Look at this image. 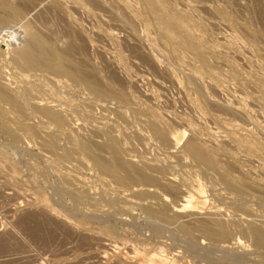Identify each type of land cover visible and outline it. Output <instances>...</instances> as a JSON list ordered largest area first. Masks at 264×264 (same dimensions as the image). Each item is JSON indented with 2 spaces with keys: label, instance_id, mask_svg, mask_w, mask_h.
Instances as JSON below:
<instances>
[{
  "label": "rangeland",
  "instance_id": "obj_1",
  "mask_svg": "<svg viewBox=\"0 0 264 264\" xmlns=\"http://www.w3.org/2000/svg\"><path fill=\"white\" fill-rule=\"evenodd\" d=\"M11 1L15 2L13 4L18 6L24 4V7H27H23L26 9V12L28 10H32L29 9V7L33 8L32 3L34 4V2H36V0H31V3L30 0ZM59 1H61L60 4H58ZM59 1H57L56 5L60 8L54 4L56 0L54 2L53 0H49L40 5L41 7L39 6L37 9L33 8V11L30 13L29 11L26 13L21 6L25 18L22 19V15V17H20L21 19H19L20 22L17 20L16 23L8 25L10 27L5 26L1 30L4 34L0 35V38H2V40L0 39V82L2 80L6 87L11 88L6 89L10 95L13 93L12 95H14L18 101L19 99L20 101L23 100L22 98L25 97V99L20 102L22 104L25 103L23 104L25 108H21L24 113L22 115L21 111H19V113L16 111L17 109H13V107L10 106V103L5 101L0 95V264H153L155 262L152 261L153 258H151V250L161 252L160 254L164 259L163 264H166V262L167 264H170L171 262L176 264H207L201 255L199 256V254H203L207 248L206 245L209 242V239L207 240V236H203L204 233L202 231L204 230L205 225H207V228L210 225L213 226L214 223L216 225V222L218 223L220 221L221 224H218L226 231L222 235L221 239L226 240L227 244H232L234 242V237L236 236L244 242V248L239 244H232V247H234L231 248L232 251L234 250L233 252L235 254L251 252L248 253L251 257V259H248V263L264 264V257H261V255L264 254V247L254 246L251 235H246L244 232L250 224L256 223L261 226V224H263L262 222H264V0H125L129 3V5H131V10H133L134 6L136 7L135 9L137 11L134 9V15L136 12L142 15L141 17V15H138L137 13L136 19L138 21L136 20L132 23L130 21V23H127L122 20L119 15L121 14V10L118 11V7L115 9L111 6L113 5L112 0H98L100 7H102L99 8L98 11H96L97 9L95 10L97 14L101 12L99 17H96V19H92L87 16L84 10L77 9L75 6H72L74 5L71 2L72 0H69L72 3V5L70 3V6H68V0ZM62 1L63 4L65 3V7L62 4ZM135 2H138L137 4L139 5H136ZM53 4L56 8L50 6ZM61 6H63V8ZM73 7L76 8V12L73 10ZM100 9H103V11ZM49 10L50 14L53 12V15H51L53 16V19H51L52 17L50 18V14L48 13ZM54 11L57 12V14L59 11L60 12L57 15ZM55 14L57 16H55ZM54 17L56 20H54ZM71 17H74V20ZM77 17L79 21H77ZM138 17L141 18L139 19ZM157 17H160L161 19L158 20ZM35 18L38 22L32 21ZM143 18L146 19L144 20ZM62 19H64L63 22L65 24L62 22ZM141 19L142 21L140 23H135L139 22ZM45 20H48L51 24ZM59 20H61V22ZM39 21L41 22L42 27ZM42 21H45L47 24ZM51 21L53 22V26H56L55 28H60L58 29L59 31L57 29L54 30L55 28L52 27ZM27 22L28 25L30 22V25L33 24L35 28L37 27L36 29L39 28V26L36 25V22L37 24L39 23L38 25H40V29L42 28L41 30L38 29L39 32L44 31L46 34L48 32L45 31L43 27L48 25L45 27H47V29H49L48 27L52 29L53 32H51L50 29L48 30L51 32L50 35L52 34V38L50 37L48 39L47 36L49 33L46 35L43 32L39 35L41 36L43 34L44 36L42 35L43 37H41L44 39L47 38L46 41L50 45V49L52 50L53 48L52 51L54 53L56 50L58 52L55 53L56 55L58 54L57 56H65L63 59H65L68 55L70 58L69 60H73L71 62L74 65L82 62V66H80L84 67L82 69L83 73L85 71L84 75L87 77L86 74L88 73V78H90L91 81L96 78L97 82L100 80V82H98L101 84L100 88L103 87L102 85L106 87L108 85L109 87V81L113 79L115 84L116 82L118 83V80L122 83L120 82V84L118 83L119 85H113L114 82L111 81L109 89L107 90L105 87V91L107 90L106 94L97 93L98 95L96 96V93L91 91V89H88L86 84L81 85V82H77L70 78L68 65L71 62L69 63V60H66L67 58L65 61H62V57H59L58 59V63L68 64L67 67L64 65L67 72L64 71V74L60 76H58L59 73H53L52 71L35 72L32 69L29 70V68L22 65V63L18 64L17 62H14V57H12V55H14L13 52H10V50L7 49V40L14 37L15 40L18 41H10L9 43L11 48L14 47L15 43L18 47L25 44L27 36H24L25 33L23 25H27ZM58 22L60 24H58ZM104 22L107 25H105ZM121 22L125 23V25ZM69 23H71V25H69ZM99 23L103 25L101 27H104V29H101ZM56 24L59 25V27ZM78 24L79 27H81L80 29L77 26ZM13 26L16 28L15 30L12 28ZM82 27L85 32L88 30V32H86L88 35L83 36V33L85 32H83L84 30ZM6 28H8V30ZM70 30L73 32V36ZM80 30H83V33ZM103 30L110 31V33L114 35L115 39H109L105 34L103 35V32H105ZM55 31H57V33ZM63 31L67 32L63 33ZM69 31L71 33H68ZM99 31L101 32L99 33ZM58 32L59 35L54 37V35H57ZM89 32L90 34L93 33L90 37ZM64 34H67L66 36H68V39L66 37L64 38ZM69 34H71L70 38ZM17 35H21V37H17L18 39H16ZM58 37L59 39L61 37L60 41H64V44L61 41L62 44L59 46L61 51H59L58 45H56L60 43V41H57ZM85 37H87L89 41L87 38L85 39L86 41H82ZM5 39H7L6 42ZM54 39L56 41H53ZM90 39L92 41H90ZM49 40L51 41L49 42ZM65 42L68 43H66L67 45L70 44V47H67ZM82 44H85L86 47ZM62 45H65L67 49L62 47ZM118 45L122 47L120 48ZM56 48H58V50ZM62 48H64V50ZM116 49L118 51L120 49L119 53ZM125 56L127 63L125 59H122V57L124 58ZM122 60L125 62L123 61L124 63H122ZM74 65L70 64L69 66ZM97 69L100 73L96 71ZM194 72L199 75L201 74V80L204 81H201L200 84H198V81L192 85L196 80L193 79L189 73ZM98 73L100 75L104 74L106 77L104 75L100 76ZM26 74L28 77L25 76ZM90 75L94 78H91ZM94 75H96V78ZM101 77H104L105 79L109 77L110 80L107 78V81V79L105 80ZM94 80L92 82H94L97 86V82ZM100 84L98 86H100ZM208 84L213 85L211 87L214 88L211 89L210 86H206ZM198 85H201L202 91L200 88H197L199 87ZM116 87L117 89H121L116 90ZM207 87H209L211 91L208 90ZM122 88L127 89V92L124 89L126 93H120L119 95V91H124ZM128 89H131V92L136 91L137 93L133 92L131 94ZM109 91L114 95L117 93L119 96H117V94L112 96ZM215 91L218 94L219 100L217 99L218 97ZM108 92L112 97L107 96V94H109ZM204 92L209 96L205 95ZM134 94L136 96H133ZM139 94L143 97H138ZM127 95H131L134 98L131 96H128V98ZM122 96H125L124 99L128 98L129 101L128 99H123L122 101ZM203 96L205 97L203 98ZM27 97H29V99ZM119 97L120 99H118ZM147 97H149V100L152 99L153 102L148 101ZM137 98H139V103L142 98V102L145 100L148 102L145 101L146 103L143 102L144 104L140 103L142 105L140 106L139 103L137 104ZM205 98L208 99L207 105L205 104ZM42 99H44V101H42ZM202 99L205 100L203 101ZM133 100H135L136 104ZM220 100H223L225 103ZM40 101L41 103L43 102V105L44 103L45 105L50 104L51 107L54 105L53 108H56L57 105V107H60L61 104L62 108L59 110L60 113L65 109L66 111L68 110L67 112H62L64 113L63 115H66L70 108V112L67 114L69 116H66L69 117L68 119L72 120H70L71 123L66 116H63L68 126H65L66 123H64V127H61L62 129L58 127V124H55V122L50 123L51 120L49 119L48 124L50 125L46 124V121L48 122V120H46L45 117L34 113L35 102L40 103ZM150 102L154 105V109L153 106H149L151 105L148 104ZM220 103L222 105L225 104L224 106L228 109L220 105ZM115 104L118 105V108ZM138 105L141 107V111L144 114H149L148 112L150 111V116L153 114L148 120L145 119L147 121L144 120L146 115L140 111V107H137ZM155 105L159 107L160 110L158 108L156 109ZM143 106H147L146 109L148 108V110H145ZM149 107L152 108L150 111ZM160 107L164 108L161 109ZM163 109L167 111H164ZM155 110L159 117L155 114ZM152 111H154V113H152ZM113 112L115 113V116H112ZM163 113L168 116V120L170 119L169 121H167V116L165 119V114ZM154 114L156 115V118H163V120L166 121L162 120L165 125L167 124L166 126L164 125V128L166 127L165 129L170 133L174 134L177 130L182 131L187 128L185 129L186 134L184 133L180 140L183 144H180V142L178 144L180 147L177 145V149H173L169 144L164 145L158 140L155 141L148 123L153 119V117L155 118ZM211 115H213V117ZM148 116L149 115H147V118ZM215 116L217 118L220 117V119H217ZM36 117H39L40 120ZM43 118H45L46 121ZM234 119L236 121H234ZM174 120H176V122ZM205 120H207V122ZM172 121L175 123L173 122L172 124ZM180 121L183 123L181 124V126L183 125L182 127H178V125H180ZM202 121L206 126L210 122V124H208L210 127L207 126L206 128ZM177 122L178 125L176 124ZM169 123L172 124V132L168 128L171 126V124L169 126ZM199 123L200 125L202 124L201 128L200 125H198ZM55 125H57V128ZM173 125L175 130L173 129ZM75 127L78 129L77 131L80 132V134H77ZM208 127L210 129V133L213 132L214 135L212 134L209 136L210 133L208 134V130H206ZM68 129L69 131H67ZM94 129L98 131V133L95 134L96 131ZM190 129H192L191 133ZM196 129H198V131ZM70 131H72L73 135ZM204 133L205 137L203 136ZM76 134L77 136L79 135V137H77ZM133 135L135 136L133 137ZM189 135L193 136V138L190 137V139L194 140L197 138V135L198 138L200 135L203 137L204 143L202 142L201 136L200 139L196 141H199V143L201 142L202 146L205 145L203 147L207 150L209 149L210 152H214L212 153L213 156L215 155L214 159L216 158V165L213 166L214 168L212 166L210 167L206 163L199 164V160H196L193 155L186 152V141H189ZM137 136L139 137L137 139L142 138V140H139L140 142H138L135 138ZM215 136L219 143H217L218 141L214 138ZM220 136L224 139H222L223 141ZM45 137L48 138L49 141H51V139L52 141L54 139L56 140L59 145V147L58 145L55 146L58 147V152L55 151L56 148H53L54 151H52L51 147L46 145L52 141L49 142L46 139L47 142L44 144ZM87 137L91 140L92 144L93 142L95 144V141L97 140L96 145L108 144V147L105 148L106 145H103L104 147L98 145L99 151H95L97 150V146H93V144L90 146L95 149H91L88 153H83V148L80 150L83 145H81V143H91L88 141L82 142L84 140H89ZM132 137L134 138L133 140ZM110 140L115 141L116 144L119 143L117 145H120L118 147L120 149V155L123 154V157H121L123 160L127 161L129 159L133 161L134 159V161H138H133L135 164L137 163L136 165L141 162L140 164L147 166L149 160V163L151 164L154 162L153 165L156 163L155 166L150 164V166H148L149 168L152 166L150 169L148 168V171L152 170L153 172L154 170H157L159 166L165 165V167L158 168L160 169L157 171L158 173H153L151 171L154 175L150 172L151 177H157L159 174L158 177L162 178L159 179L157 177L156 179L160 181L162 180L161 182L170 176H174L173 178H175V183L178 182L177 185H179V181L183 184L184 180L186 182V180L189 179L187 180L188 182L183 185L180 184L179 188L184 190L198 188L200 190V192L198 191V197L195 198L192 207H183L180 212H175L173 210L174 207L183 203L182 195L178 194L179 190H176L173 187L169 189L165 186V189L162 186L161 189L159 188L160 186L155 184L156 186L149 185L145 187L146 185H143L144 188L143 186L139 188L134 184L117 181L116 179H113V176L110 174L105 175L108 173H104V171L102 172V170L96 166L97 164L94 160H96L95 157H97V154L100 153L98 155H101L100 158L104 155L103 158H101L102 160L104 159V161H110V163L111 161L112 163L115 161L114 154L109 147V143L111 142ZM205 142H208V144ZM222 142L226 143L223 144ZM210 143H213L211 148H209ZM161 144L163 147H169H165V150L164 148L161 149ZM216 144L219 145L215 147ZM220 144L221 147L223 145L225 146L221 148ZM227 144L229 148L233 149H229ZM182 145L185 147L183 148ZM47 147L49 149H47ZM72 147L76 148V150L78 149L76 152L78 153L79 151L80 155L77 153L76 155ZM101 147L106 150L103 148L101 149ZM214 147L215 149L219 147L221 153L226 155L222 156L219 149L214 151ZM225 147L228 148V152L224 151L226 149ZM68 148H70L69 150L71 152L69 150L68 151L73 158L69 155V152L67 153L66 150ZM155 148L156 150H153ZM157 148L160 149V152L157 151ZM121 149L122 151L124 150L123 153L121 152ZM169 149L171 150V153ZM92 150H94L95 154H97L94 155V151ZM100 150L103 151L101 152ZM53 152H56L59 155L61 154L62 157L61 155H57L61 159H64V161L59 158L58 162L57 155V157L55 156L57 159H54L53 156L56 153L54 154ZM72 152L76 157L72 155ZM150 152H152V154ZM166 153L172 155H166ZM182 153L185 154L183 155ZM229 153L230 155L232 153L233 154L228 158L227 156H229ZM92 154L95 159H91L90 155ZM144 155H146V158H144ZM158 156H160L161 159ZM236 156L241 158L239 159V162H234L235 160L238 161ZM74 157L78 159L76 160ZM218 157H220V160L217 159ZM141 158L144 159L146 164L142 163L143 161ZM149 158L152 159L150 160ZM186 158L188 159L186 160ZM227 158L229 161L230 158H232L231 161L234 159V161H232L233 163H231L233 164L232 168L230 167V163V165H228L229 161L227 162ZM170 160H173L175 164H173ZM182 160L186 165L182 162ZM217 160L219 161V164H217ZM223 160L226 163L222 162ZM167 162H171L168 164H171L170 167L172 168L169 167ZM246 162V165H250L245 166ZM220 163L223 164L220 165ZM234 163H236V165ZM178 164H183V167ZM139 165L138 167L143 170V167H147ZM198 165L201 167L203 166V168L204 165H207L209 168H212L211 170H214V173L207 166L204 171L208 168V172H204L201 170L203 168H200V166L198 167ZM217 165H220V169ZM224 165L225 167L227 166L226 169L228 171H226L225 167H222ZM195 166L200 168L199 173ZM215 166L218 169H216ZM167 167L169 169H167ZM177 167H180L181 169H178ZM223 168L225 170H223ZM233 168L236 172L233 171ZM162 169L165 170V175L162 173L164 172V170L161 171ZM189 169L191 172L188 171ZM245 169L250 173H248L249 175L247 174V179L245 177ZM166 170H169V175L168 173L166 175ZM230 170L232 171V175H230ZM238 170L241 172L242 177L243 174H245L244 179L246 180L240 177L241 174ZM100 171L105 177L102 176ZM144 171L149 174L147 170ZM171 171L174 172L171 173ZM178 171H180V173ZM192 172L197 173L192 174ZM227 172H230V177ZM215 173L217 174L214 178L216 177L217 179L214 180L213 174L215 175ZM219 173H227L228 176L226 174L225 176H227L226 179L227 181L229 180L230 183L226 181L225 176L223 177L224 179L222 178L223 174L221 176ZM161 174L166 177L164 178ZM236 174H238L237 177ZM198 175L203 178H199ZM208 175L213 178V180ZM189 176H191L192 181ZM231 176H233L234 180ZM204 177L208 179H205ZM218 177H221V180ZM113 180L114 182L112 184ZM237 181H241L242 183H240L243 186ZM245 182H247L246 186L248 185L249 187L244 186L243 183ZM114 183H116V185ZM120 183H122L121 186L119 185ZM219 183L221 185H219ZM160 185H162V183H160ZM117 186L120 188H117ZM150 188L154 190L151 192V195L148 196L150 193H145L144 189ZM172 189L175 191H173V193H169ZM139 191L141 194L140 196L142 198L145 196V198L142 199L139 196ZM165 191L167 192L165 193ZM177 191L178 193H174ZM160 192L162 193V196ZM150 202H153L156 206H152L153 204ZM176 204L178 205L176 206ZM157 205L171 210L170 211L168 209L169 213L167 212L168 214L165 216L167 217L165 220L164 216L162 218L161 215H157V217L160 216L157 218L156 216L150 214V209L160 208L157 207ZM190 208L191 210H189ZM179 214L182 215L180 216ZM201 214L202 216H200ZM177 215L179 216L177 217ZM185 215L187 216L185 217ZM260 218L263 221H261ZM185 220H188L187 222L189 223H186ZM187 224L191 226V229L194 228L188 234L186 233L187 231L181 227H185ZM218 224L217 226H219ZM198 225L203 228L201 229ZM211 226L209 228H212ZM203 241H206L207 243ZM187 242H189V244ZM202 242L206 246L205 248L203 247L204 245ZM194 243H199L203 246H198L199 244H196V246ZM189 245L194 251L188 248ZM193 246H196L195 248L198 250H195ZM199 248L203 250H199ZM236 248H238V250L235 251ZM250 248L253 249L248 251ZM242 249L248 252H244ZM254 250L259 253L252 252ZM197 251L198 253H196ZM210 252L212 251H209V253ZM205 253L204 254L207 255L206 251ZM217 253L220 254V252ZM247 262L244 264H248Z\"/></svg>",
  "mask_w": 264,
  "mask_h": 264
},
{
  "label": "bare ground",
  "instance_id": "obj_2",
  "mask_svg": "<svg viewBox=\"0 0 264 264\" xmlns=\"http://www.w3.org/2000/svg\"><path fill=\"white\" fill-rule=\"evenodd\" d=\"M15 1V0H14ZM46 1H49V0H36V2H34V4L32 3V5H33V8L34 9H37V7L39 8V6L40 5H42L43 3H45ZM55 0H53V2H54ZM57 1H59V0H56V2L54 3L55 5H56V3H57ZM69 1V0H68ZM136 1V0H135ZM60 2L61 1H59L58 2V4H60ZM66 2V1H65ZM74 4V5H72V3ZM69 1V5L68 6H70V3H71V5L72 6H75L77 9H82V10H84L85 12H86V14H87V16H89L90 18H95L96 19V17L98 18L99 17V15H100V13L99 14H97L96 13V11H98L99 10V8H101L100 7V3H99V1L98 0H72V1ZM13 3H15V2H13V1H11V0H0V32H1V30L5 27V26H8V25H11V24H14V23H16V21L17 20H19V19H21L20 17H22V15H23V17H22V19L23 18H25V16H24V12H23V9L24 8H27V7H24V4H22L21 6H22V8H21V6H18V5H15V4H13ZM30 3H31V0H30ZM49 3V2H48ZM68 3V2H67ZM103 3V2H102ZM112 3H113V5H111V6H113L115 9H116V7H118V11H120L121 10V14H119L120 16H121V18H122V20L123 21H125V22H134V21H136L137 19H136V14L138 13V12H136V14L134 15V13H135V11H134V9L136 8L134 5V8H133V10H131L132 8H131V5H129V3L127 2V1H125V0H112ZM111 3V4H112ZM136 3V5H139V4H137L138 2H135ZM51 4H52V2H51ZM50 5V6H53V7H55L56 8V6L58 7V8H60L58 5ZM62 4H63V1H62ZM65 4V3H64ZM63 4V5H64ZM106 4V3H105ZM26 5V4H25ZM46 6V5H45ZM49 6V7H50ZM29 7V6H28ZM41 7V6H40ZM53 7H51V8H53ZM62 8H63V6H61ZM64 7H65V5H64ZM75 7H73L74 9V11L76 12V8ZM104 7V6H103ZM33 8H30L29 7V9H32V10H28L29 11V13L31 12V11H33ZM46 8V7H45ZM57 8V9H58ZM67 8V7H66ZM66 8H65V10H66ZM97 9V10H96ZM140 9V8H139ZM47 10V9H46ZM46 10H45V12H46ZM56 10V9H55ZM81 10V11H82ZM96 10V11H95ZM100 10H102L103 11V9H100ZM136 10V9H135ZM24 11L26 12V9H24ZM28 11L26 12V13H28ZM48 11V10H47ZM57 11V10H56ZM137 11V10H136ZM141 11V10H140ZM52 12V11H51ZM60 12V11H59ZM59 12H58V14H59ZM108 12V11H107ZM110 12V11H109ZM49 14H50V10H49V12H48ZM54 13H56L57 14V12H55L54 11ZM70 13V12H69ZM120 13V12H119ZM43 14V13H42ZM48 14V15H49ZM55 14V16H57ZM65 14V13H64ZM103 14V13H102ZM113 14V13H112ZM140 13H138V15H139ZM51 15H53V12H52V14H50V18L51 19H53V16H51ZM66 15H68V14H66ZM141 15V14H140ZM47 16V15H46ZM62 17V16H61ZM75 17V16H74ZM73 17V18H74ZM102 17V16H101ZM141 17H142V15H141ZM140 17V18H141ZM34 18V17H33ZM57 18V17H56ZM72 18V17H71ZM72 18V19H73ZM115 18V17H114ZM139 18V17H138ZM139 18V19H140ZM147 18V17H146ZM145 18V19H146ZM31 19V18H30ZM29 19V20H30ZM76 19V18H75ZM77 19H78V17H77ZM76 19V20H77ZM86 19V18H85ZM102 19V18H101ZM144 19V18H143ZM144 19V20H145ZM157 19L158 20H160L161 18L160 17H157ZM157 19H155V20H157ZM28 20V19H27ZM48 20H49V17H48ZM48 20H45V21H47L48 22ZM54 20H56L55 19V17H54ZM53 20V21H54ZM63 20L64 19H62V22H63ZM74 20V19H73ZM73 20H72V22H73ZM82 20V19H81ZM80 20V21H81ZM22 21V20H21ZM32 21H37V19L35 18L34 20H32ZM45 21H42L43 23H45V24H47ZM60 22H61V20H59ZM70 21V20H69ZM69 21H67V22H69ZM77 21H79V19L77 20ZM92 21V20H91ZM95 21V20H94ZM102 21V20H101ZM138 21V20H137ZM142 21V19L139 21V22H135V23H140ZM19 22H20V20H19ZM38 22V21H37ZM37 22H36V25L37 26H39V30H41L40 29V25H41V22H40V25H38L37 24ZM52 22V21H51ZM66 22V24L68 25V23ZM76 22V21H75ZM103 22V21H102ZM101 22V23H102ZM129 22V23H130ZM33 23V22H32ZM42 23V24H43ZM49 23V22H48ZM56 23H57V21H56ZM64 23V22H63ZM62 23V24H63ZM78 23H80V22H78ZM88 23V22H87ZM98 23V22H97ZM105 23V22H104ZM103 23V24H104ZM122 24H124L125 25V23H123V22H121ZM27 25H23L24 26V36L26 35L27 36V38H26V40H25V44H23L22 46H20V47H18V45L15 43V45H14V47H10V41H13V40H15V38L14 37H10L11 39L10 40H7V39H5V42H6V40L8 41L7 42V45H8V50H10V52H13V54L14 55H12V57H14L13 59H14V62H17L18 64L19 63H22V65H24L25 67H27V68H29V70L30 69H32V70H34L35 72H39V71H52L53 73H59L58 74V76H60V75H62V74H64V71H66V69L64 68V65L67 67V65L66 64H60V63H58V59H59V57H62V59H63V57H65V56H57L55 53L57 52L56 50H55V53L52 51L53 50V48H52V50L50 49V45L47 43V38L46 39H44V38H42L39 34H41V33H43L42 31H40L39 32V30L38 29H36L35 28V26L33 27L32 25H30V22H29V25H28V22L26 23ZM49 24H51V23H49ZM58 24H60L59 22H58ZM65 24V23H64ZM96 24V23H95ZM100 24V23H99ZM16 25V24H15ZM57 25V24H56ZM69 25H71V23H69ZM80 25H82V24H80ZM90 25V24H89ZM105 25H107L106 23H105ZM104 25V26H105ZM138 25V24H137ZM22 26V25H21ZM44 26V25H43ZM45 26H48V25H45ZM44 26V27H45ZM58 27H59V25H57ZM64 26V25H63ZM78 27H79V24L77 25ZM83 26V25H82ZM96 26V25H95ZM95 26H94V28H95ZM101 26H103V25H101L100 24V27ZM174 26H175V24H174ZM8 27H10V26H8ZM41 27H42V25H41ZM43 27V29L45 30V31H47L48 33H49V35H48V33L46 34L45 32V34L46 35H48L47 37H48V39L52 36V34L50 35V33L51 32H53L52 31V29L50 28V27H48L49 29H50V31H48L49 29H47V27H45L44 28ZM52 27L53 28H55L56 26H53V22H52ZM97 27V26H96ZM110 27V26H109ZM12 28H14V26L12 27ZM12 28H9V29H12ZM36 30H35V29ZM67 28V27H66ZM81 27H79V29H80ZM107 28V27H106ZM105 28V29H106ZM7 30H8V28H6ZM16 28H14V30H15ZM57 28H55L54 30H56ZM58 29H60V28H58ZM57 29V30H58ZM63 29V28H62ZM77 29V28H76ZM82 29L84 30V28L82 27ZM101 29H104V27H101ZM13 30V31H14ZM82 30V31H83ZM93 30V29H92ZM107 30H109V29H107ZM126 30V29H125ZM59 31V30H58ZM61 31V30H60ZM71 31V30H70ZM68 32V33H71V32ZM81 31V30H80ZM81 31V32H82ZM103 31H105V30H103ZM6 32V31H5ZM11 32H12V30H11ZM37 32H39V33H37ZM56 33H57V31H55ZM67 32V31H66ZM66 32H64L63 31V33H66ZM79 32V31H78ZM83 32H85V30L83 31ZM82 32V33H83ZM86 32H88V30L86 31ZM85 32V33H86ZM97 32V31H96ZM101 31H99V33H100ZM134 32V31H133ZM13 33V32H12ZM11 33V34H12ZM61 33V32H60ZM75 33V32H74ZM85 33H83V36H86V35H88L87 33L85 34ZM113 33V32H112ZM114 33H115V31H114ZM1 34H4V33H0V35ZM7 34V33H6ZM9 34H10V32H9ZM15 34H16V32H15ZM14 34V35H15ZM20 34V33H19ZM55 34V33H54ZM62 34V33H61ZM72 34V36H73V32L71 33ZM71 34H69V38H70V35ZM85 34V35H84ZM91 34H93V33H91ZM90 32H89V37H90ZM106 35L109 39H115V37H114V35L113 34H111L110 33V31H105V32H103V35ZM122 34V33H121ZM59 35V32H58V34L57 35H54V37L56 36H58ZM65 36H64V38L66 37L67 39H68V36H66L67 34H64ZM77 35H78V33H77ZM76 35V36H77ZM82 36V37H83ZM17 37H21V35H17L16 36V39H18ZM63 37V36H62ZM106 37V38H107ZM52 38V37H51ZM72 38V37H71ZM87 37H85L84 38V40H82V41H86L85 39H86ZM100 38V37H99ZM107 38V39H108ZM1 40H2V38H0ZM60 39H61V37H60ZM60 39H59V37H58V39H57V41H60ZM73 39V38H72ZM78 39H79V37H78ZM77 39V40H78ZM104 39V38H103ZM0 40V41H1ZM76 40V41H77ZM87 40L89 41V39L87 38ZM93 40H95V39H93ZM105 40V39H104ZM16 41V40H15ZM14 41V42H15ZM51 40H49V42H50ZM53 41H56L55 39L53 40ZM62 41V43L64 42L63 40H61ZM61 41H60V43L59 44H56V45H58V48H59V51H61L60 49V44H62L61 43ZM70 41V40H69ZM79 41V40H78ZM81 41V40H80ZM90 41H92L91 39H90ZM114 41V40H113ZM16 42H18V41H16ZM97 42V41H96ZM101 42V41H100ZM117 42V41H116ZM22 43H24V42H22ZM54 43V42H53ZM67 42H65V45L68 47L69 45H67L66 44ZM70 43V42H69ZM81 43V42H80ZM89 43V42H88ZM64 44V43H63ZM92 44V43H91ZM17 45V46H16ZM65 45L63 46L62 45V47H65ZM77 45V44H76ZM75 45V46H76ZM83 45V44H82ZM85 45V44H84ZM83 45V46H84ZM115 45V44H114ZM74 46V47H75ZM101 46V45H100ZM119 46V45H118ZM52 47V46H51ZM57 47V46H56ZM70 47V46H69ZM85 47H86V45H85ZM120 47V46H119ZM118 47V48H119ZM122 47V46H121ZM120 47V48H121ZM58 48H56L57 50H58ZM66 48V47H65ZM80 48V47H79ZM78 48V49H79ZM84 48V47H83ZM63 50H64V48H62ZM67 49V48H66ZM98 49V48H97ZM104 49V48H103ZM113 49V48H112ZM86 50V49H85ZM117 50V49H116ZM122 50H123V48H122ZM81 51H82V49H81ZM88 51V50H87ZM118 51V50H117ZM119 51H120V49H119ZM119 51H118V53H119ZM124 51V50H123ZM8 52V51H7ZM70 52H71V50H70ZM125 52V51H124ZM58 53V52H57ZM74 53V52H73ZM77 53V52H76ZM5 54V53H4ZM108 54V53H107ZM65 55H67V54H65ZM74 56V55H73ZM115 56H117V55H115ZM120 56V55H119ZM118 56V57H119ZM122 56V55H121ZM124 56V55H123ZM127 56V55H126ZM126 56L123 58L122 57V59H125L126 58ZM72 57V56H71ZM67 58V59H66ZM66 60H69L70 58L68 57V55L66 56ZM75 58H76V56H75ZM114 58V57H113ZM127 58H129V57H127ZM65 59H63L62 61H65ZM77 59V58H76ZM99 59V58H98ZM92 60V59H91ZM120 60V59H119ZM128 60V59H127ZM71 61H73V60H71ZM70 60H69V63L71 62ZM77 61V60H76ZM124 60H122V63H124L125 61H126V59H125V61L123 62ZM68 62V61H67ZM91 62V61H90ZM121 62V61H120ZM78 63V62H77ZM82 63V62H81ZM81 63H78V64H76V65H74V64H72V62L70 63L71 65H74V66H69L68 65V67H69V69H70V71H69V69H68V73H69V75H70V78L71 79H73V80H75V81H77V82H81V85L82 84H86L87 86H88V89H91V91H94V93H96V96L98 95V94H106V92H107V90L109 89V87H110V85H111V81L112 82H114V79L113 80H110V78L109 77H107V78H109V87H108V85H107V87L106 86H104V85H102L103 87H104V89H103V87L102 88H100L101 87V84L100 83H98V82H100V80L97 82V78H96V75H97V73H96V75H94L95 76V82H97L96 84H97V86L94 84V82H92L91 80H90V78H88L89 77V75H88V73L86 74L87 75V77L84 75L85 74V71H84V73H83V71H82V69L84 68V67H81L82 66V64ZM126 63H127V61H126ZM130 63V62H129ZM98 64V63H97ZM81 65V66H80ZM84 65V64H83ZM102 65V64H101ZM126 66H128V65H126ZM22 67V66H21ZM101 67V66H100ZM104 67V66H103ZM129 67V66H128ZM127 67V68H128ZM26 68V69H27ZM105 68V67H104ZM131 68V67H130ZM93 70V69H92ZM2 71V70H1ZM33 71V72H34ZM94 71V70H93ZM96 71H98L99 72V70L97 69ZM95 71V72H96ZM193 71V70H192ZM46 72H44V73H46ZM49 72V73H50ZM67 72V71H66ZM52 73V74H53ZM91 73V72H90ZM100 73V72H99ZM98 73V74H99ZM101 73H102V71H101ZM110 73V72H109ZM2 74H4V73H2ZM1 74V75H2ZM48 74V73H47ZM189 74H191V77L193 78V79H195L196 81H194V83L192 84V85H194L195 84V82L197 83L198 81H199V83L198 84H200V82L201 81H204V80H201V78L202 77H200V75L198 74V73H189ZM23 75V74H22ZM32 75V74H31ZM34 75V74H33ZM44 75V74H43ZM53 75H55V74H53ZM93 75V74H92ZM92 75H90V77L92 76ZM100 75V74H99ZM99 75H98V77H99ZM101 75H104V74H101ZM100 75V76H101ZM24 76V75H23ZM25 76H27V74L25 75ZM30 76V75H29ZM36 76H38V75H36ZM56 76V75H55ZM105 76V75H104ZM28 77V76H27ZM106 77V76H105ZM112 77V76H111ZM21 78V77H20ZM91 78H94V77H91ZM101 78H103V79H105L104 77H101ZM106 78V79H107ZM113 78V77H112ZM190 78V77H189ZM192 78H190V79H192ZM69 79V78H68ZM70 79V80H71ZM99 79V78H98ZM105 79V80H106ZM208 79V78H207ZM32 80V79H31ZM39 80V79H38ZM117 80V79H116ZM42 81V80H41ZM107 81H108V79H107ZM210 81H211V79H210ZM6 82V81H5ZM44 82V81H43ZM71 82H72V80H71ZM121 82V81H120ZM120 82H119V80H118V83L120 84ZM190 82H192V81H190ZM56 83H58V82H56ZM107 83V82H106ZM117 82H116V84H118ZM122 83V82H121ZM204 83V82H203ZM205 83L207 84V82L205 81ZM7 84V83H6ZM74 84V83H73ZM80 84V83H79ZM100 84V86H98ZM103 84H104V82H103ZM115 84V82L113 83V85ZM115 84V85H116ZM118 84V85H119ZM54 85V84H53ZM58 85V84H57ZM112 85V86H113ZM122 85H124V84H122ZM214 85H215V83H214ZM26 86H27V84H26ZM33 86V85H32ZM56 86V85H55ZM199 87H197V88H200L201 89V91H202V88H201V85H198ZM202 86H205V85H202ZM206 86H210V88L211 89H213L214 87H211V86H213V85H206ZM10 87V86H9ZM15 87V86H14ZM30 87V86H29ZM73 87V86H72ZM86 87V86H85ZM105 87H106V91H105ZM11 89V88H8V87H6L5 86V84L2 82V80H1V82H0V95H1V97H3L4 98V100L5 101H7V102H9L10 103V106L11 107H13V109H17L16 111H21V113H22V115L24 114L22 111V107H24L23 106V104H25V103H20L21 101H23L24 99H25V97L24 98H22L23 100H21L20 101V99H19V101L15 98V96L14 95H10L9 94V92L7 91V89ZM112 88H114V87H112ZM134 88V87H133ZM86 89V88H85ZM121 89V88H120ZM120 89H117V87H116V90H120ZM125 88H122V90H124ZM132 89V88H131ZM131 89H128V90H130L129 92L132 94L133 92H136V91H133V92H131L132 90ZM207 89L208 90H210L209 89V87H207ZM28 90H30V89H28ZM71 90V89H70ZM113 90H115V89H113ZM126 90V92H127V89H125ZM125 90L122 92V91H119V95H120V93H124L125 92ZM205 90V89H204ZM203 90V91H204ZM9 91H11V90H9ZM13 91V90H12ZM200 91V90H199ZM206 91V90H205ZM211 91V90H210ZM15 92V91H14ZM25 92H27V91H25ZM32 92V91H31ZM110 92V91H109ZM108 92V93H109ZM117 92V91H116ZM125 92V93H126ZM128 92V93H129ZM98 93V94H97ZM111 94H112V96H115L117 93H115V95L112 93V92H110ZM107 94V96H110V97H112L111 96V94ZM129 93V94H130ZM137 93V92H136ZM205 93V92H204ZM206 93H207V91H206ZM205 93V95H207ZM215 93H216V91H215ZM20 94V93H19ZM28 94V93H27ZM208 94H209V92H208ZM212 94V93H211ZM210 94V95H211ZM217 94V93H216ZM18 95V94H17ZM16 95V96H17ZM32 95V94H31ZM118 94H117V96H119ZM123 95H125V94H123ZM14 96V97H13ZM20 96H21V94H20ZM126 96V95H125ZM124 96V97H125ZM129 95H127V97H128ZM131 96V95H130ZM129 96V97H130ZM133 96H136L135 94L133 95ZM133 96H131V97H133ZM139 96H141L140 94L138 95V97ZM145 96V95H144ZM207 96H209V95H207ZM23 97V96H22ZM100 97V96H99ZM121 97V96H120ZM120 97L118 98V99H120ZM123 97V96H122ZM124 97L123 98H121V100L123 101V99H124ZM128 97V98H129ZM141 97H143V96H141ZM205 96H203V98H204ZM217 97H218V94H217ZM216 97V98H217ZM21 98V97H20ZM28 99H29V97H27ZM26 98V99H27ZM31 98H32V96H31ZM103 98V97H102ZM108 98V97H107ZM128 98H126V99H124V100H127ZM134 98V97H133ZM145 98V97H144ZM148 98V101H152V99H150L149 100V97H147ZM213 98V97H212ZM110 99V98H109ZM136 99V98H135ZM139 98H137V100H138ZM143 99V98H142ZM142 99H141V101H140V103H142V104H144V103H146L145 101H147V100H145V101H143L142 102ZM206 99V98H205ZM204 99V100H205ZM218 100H219V97L217 98ZM36 100V99H35ZM108 100V99H107ZM113 100V99H112ZM117 100V99H116ZM115 100V101H116ZM203 100V99H202ZM203 100V101H204ZM210 100V99H209ZM26 101V100H25ZM29 101V100H28ZM42 101H44V99H42ZM104 101V100H103ZM128 101H129V99H128ZM131 101V100H130ZM134 101V103L136 104V102H135V100H133ZM147 101V102H148ZM207 101H208V99H206V105H207ZM217 101V100H216ZM221 101V100H220ZM223 101V100H222ZM221 101V102H222ZM110 102H111V99H110ZM117 102H120V101H117ZM126 102V101H125ZM153 102V101H152ZM219 102V101H218ZM224 102V101H223ZM34 103V102H33ZM36 103V104H35ZM34 104H35V106H34V108H35V110H34V113H36V114H38V115H42V117H45L46 118V120H51L50 121V123H52V122H55V124H58V127H64V123H66L65 121V119H64V117L63 116H66L69 112H70V108H69V112L66 114V115H63L64 113H62V112H64V111H66V109L64 110V111H62L61 113H60V108H62V105L60 104V107H57L56 106V108H53L54 107V105L51 107L50 106V102L48 103L49 105H45V103H44V105H43V102L41 103V101H40V103H38V102H35ZM53 103V102H52ZM60 103V102H59ZM62 103V102H61ZM112 103V102H111ZM114 103V102H113ZM127 103H129V102H127ZM131 103H132V101H131ZM139 103V100H138V102H137V104ZM139 103V105L140 106H142L141 104ZM155 103H156V101H155ZM199 103V102H198ZM225 103V102H224ZM22 104V105H21ZM28 104V103H27ZM54 104V103H53ZM98 104V103H97ZM148 104H151V105H149V106H153V109H154V105H152V103L150 102V103H148ZM204 104V103H203ZM204 104V105H205ZM111 105V104H110ZM109 105V106H110ZM113 105V104H112ZM116 105V107L118 108V105L117 104H115ZM126 105V104H125ZM129 105V104H128ZM131 105V104H130ZM137 106V107H140V106ZM203 105V106H204ZM220 105H222L221 103H220ZM225 105V104H224ZM224 105H222V106H224ZM70 106V105H69ZM132 106H134V105H132ZM145 106V105H144ZM143 106V107H144ZM156 106V105H155ZM159 106V105H158ZM202 106V107H203ZM136 107V106H135ZM142 107V108H143ZM147 107V106H146ZM146 107H144V109L145 110H148V108L146 109ZM224 107H226V106H224ZM235 107V106H234ZM25 108V107H24ZM23 108V109H24ZM108 108V107H107ZM127 108H128V106H127ZM129 108H131V107H129ZM159 109V107H157L156 106V109ZM161 108V107H160ZM162 108H164V107H162ZM161 108V109H162ZM207 108V107H206ZM230 108V107H229ZM133 109V108H132ZM138 109V108H137ZM150 109H152V108H150L149 107V111H150ZM205 109V108H204ZM222 109H224V108H222ZM226 109H228L227 107H226ZM26 110V109H25ZM119 110V109H118ZM160 110V109H159ZM158 110V111H159ZM164 110V109H163ZM162 110V111H163ZM225 110V109H224ZM232 110H234V109H232ZM15 111V112H16ZM27 111V110H26ZM68 111V110H67ZM66 111V112H67ZM107 111H108V109H107ZM134 111H135V108H134ZM136 111H139V110H136ZM140 111H141V107H140ZM144 111V110H143ZM164 111H167V110H164ZM25 112V111H24ZM65 112V113H66ZM78 112V111H77ZM116 112V111H115ZM142 112V111H141ZM145 112V111H144ZM151 112V111H150ZM150 112H148L149 114H144L143 112V114L144 115H146V118H144V120L145 119H149V117H151L150 116ZM20 113V112H19ZM110 113H111V111H110ZM114 113V112H113ZM113 113H112V116H115V113H114V115H113ZM119 113H121V112H119ZM132 113H134V112H132ZM137 113V112H136ZM152 113H154V111H152ZM158 113V112H157ZM161 113V112H160ZM159 113V114H160ZM213 113H215V112H213ZM62 114V115H61ZM70 114H72V113H70ZM135 114V113H134ZM142 114V115H143ZM155 114H156V110H155ZM154 114V115H155ZM163 114H165V113H163ZM169 114V113H168ZM27 115V114H26ZM147 115H149L148 116V118H147ZM157 115V114H156ZM156 115H155V118L153 117V119L150 121V122H148L149 123V127H150V130H151V132L153 133L152 134V136H154V138H155V141L156 140H158L159 142H161L162 144H164V145H166V144H169V145H171V148H176L177 147V145L179 144V142H180V140H181V138L183 137V135H184V133H185V129H187V128H185L184 130H182V131H175L176 133H170L168 130H166L165 128H164V123H163V121H165V120H163V115H162V119H160V118H156ZM161 115V114H160ZM207 115V114H206ZM218 115H219V113H218ZM67 116H69V115H67ZM66 116V117H67ZM120 116H122V115H120ZM124 116V115H123ZM158 117H159V115H157ZM166 114H165V119H166ZM212 117H213V115H211ZM210 116V117H211ZM42 117H41V119H42ZM65 117V118H66ZM142 117H145V116H142ZM171 117V116H170ZM185 117V116H184ZM189 117V116H188ZM201 117V116H200ZM210 117H208V118H210ZM216 117V116H215ZM35 118V117H34ZM37 119H39L40 120V118L39 117H36ZM45 118H43L44 120H45ZM69 117H67V119H68ZM141 118V117H140ZM181 118H183V117H181ZM186 118V117H185ZM190 118V117H189ZM197 118H199V117H197ZM204 118V117H203ZM207 118V119H208ZM217 118V117H216ZM219 119H220V117H218ZM217 118V119H218ZM122 119H123V117H122ZM122 119H120V120H122ZM179 119V118H178ZM187 119V118H186ZM200 119V118H199ZM202 119V118H201ZM222 119V118H221ZM44 120H43V122H44ZM45 120V121H46ZM49 120H48V122L46 121V124H48L49 123ZM69 120V122L71 123V119H68ZM71 120V121H70ZM143 120V119H142ZM141 120V121H142ZM143 120V121H144ZM147 120H145V121H147ZM163 120V121H162ZM170 120V119H169ZM168 120V116H167V121H169ZM181 120V119H180ZM198 120V119H197ZM25 121V120H24ZM175 122H176V120H174ZM174 121H172V124H173V122ZM179 121V120H178ZM199 121V120H198ZM206 122H207V120H205ZM220 121H222V120H220ZM234 121H236L235 119H234ZM42 122V121H41ZM130 122V121H129ZM166 122V121H165ZM174 122V123H175ZM182 121H180V125H178V122L176 123L177 125H178V127L179 126H181V124H183V123H181ZM189 122V121H188ZM190 122H192V121H190ZM203 122V121H202ZM27 123V122H26ZM144 123V122H143ZM146 123V122H145ZM200 123H201V121H200ZM200 123L198 124V125H200ZM204 123V122H203ZM237 123V122H236ZM45 124V123H44ZM45 124V125H46ZM72 124H74V123H72ZM170 124L171 123H169V126H170ZM172 124H171V126L170 127H168L169 128V130H171V127H172ZM194 124V123H193ZM208 124H210V122L208 123ZM207 124V126H209ZM241 124V123H240ZM48 125H50V124H48ZM53 125H54V123H53ZM53 125H51V126H53ZM70 125V124H69ZM147 125V124H146ZM167 125V124H166ZM165 125V126H166ZM189 125H190V123H189ZM188 125V126H189ZM202 125V124H201ZM200 125V128L202 127ZM228 125V124H227ZM47 126V125H46ZM57 125H55V127H56ZM65 126H68V124L66 123V125ZM145 126V125H144ZM183 126V125H182ZM181 126V127H182ZM195 126V125H194ZM197 126V125H196ZM204 126L207 128V126L205 125V123H204ZM48 127V126H47ZM54 127V126H53ZM71 127V126H70ZM73 127H74V125H73ZM145 127H147V126H145ZM177 127V126H176ZM175 127V128H176ZM177 127V128H178ZM190 127H191V125H190ZM210 127V126H209ZM209 127H208V129H206V128H203V129H206V130H208V134L210 133V129H209ZM212 127V126H211ZM234 127V126H233ZM57 128V127H56ZM60 128H58V129H60ZM61 128V129H62ZM68 128V127H67ZM148 128V127H147ZM189 128V127H188ZM74 129V128H73ZM75 129H76V127H75ZM173 129H174V125H173ZM78 129H76V131H77ZM80 130V129H79ZM90 130V129H89ZM95 130V129H94ZM98 130V129H97ZM175 130V129H174ZM192 129H190V133L192 132L191 131ZM197 131H198V129H196ZM201 130V129H200ZM67 131H69V129L67 130ZM75 131V130H74ZM75 131V132H76ZM93 131V130H92ZM96 131V130H95ZM173 130H171V132H172ZM189 131V130H188ZM203 131V130H202ZM205 131V130H204ZM71 132V134L73 135V133H72V131H70ZM200 132V131H199ZM212 132V131H211ZM80 134V132H78L77 131V134ZM96 133H98V131H96L95 132V134ZM188 133V132H187ZM197 133V132H196ZM196 133H194V134H196ZM200 133H202V132H200ZM207 133V132H206ZM220 133V132H219ZM70 134V135H71ZM77 134H76V136H77ZM100 134V133H99ZM186 134V133H185ZM203 134V133H202ZM201 134V135H202ZM208 134H206V135H208ZM214 135V133L212 132V133H210L209 134V136L210 135ZM107 135V134H106ZM131 135V134H130ZM148 135V134H147ZM192 135V134H191ZM200 135V136H201ZM94 136V135H93ZM135 135H133V137H134ZM200 136H199V138H198V135L196 136L197 138L194 140V139H190V137L191 138H193V136H190L189 135V141L187 142L186 141V152H188V153H190L191 155H193V157H195L196 158V160H199L200 161V163L199 162H197V163H199V164H208L210 167L212 166H214V165H216V161H215V159H214V156L212 155V153H214L213 151H211L210 152V150L208 149H206L205 147H203V146H205V145H203L202 146V144H201V142L199 143V141L197 142L196 140H198V139H200ZM204 137H205V133H204V135H203ZM217 136V135H216ZM216 136L214 137L215 139H216ZM77 137H79V135L77 136ZM76 137V138H77ZM81 137V136H80ZM107 137V136H106ZM130 137V136H129ZM132 137V140L134 139ZM208 137V136H207ZM221 137V136H220ZM51 138V137H50ZM75 138V139H76ZM109 138V137H108ZM136 139L137 138H139L138 136L137 137H135ZM185 138V137H184ZM183 138V139H184ZM201 138H202V142H203V137L201 136ZM46 139L48 140V138H46L45 137V143L44 144H46ZM86 139V138H85ZM87 139H89L88 137H87ZM92 139V138H91ZM110 139H111V136H110ZM113 139V138H112ZM117 139V138H116ZM116 139H114V140H116ZM218 139H219V136H218ZM223 138L221 137V140H222ZM90 140V139H89ZM89 140H84V141H82V142H85V141H88V142H91V140L89 141ZM93 140V139H92ZM138 140V142H140L139 140H142V138L141 139H137ZM188 140V139H187ZM208 140H211V139H208ZM214 140V139H213ZM224 140V139H223ZM222 140V141H223ZM49 141V140H48ZM51 141H52V139H51ZM51 141H49V142H51ZM97 141V140H96ZM95 141V144H94V142H93V144H92V142L90 143V144H88V143H81V145H82V147L80 148V150L82 149V150H84L83 151V153H85V152H90L91 151V149H95V148H92L90 145H93V146H95L96 145V142ZM111 142V144L109 143V147H110V149L112 150V152H113V154H114V158H115V161L112 163V161H111V163H110V161H104V159L102 160L101 158H103V156L100 158V156H98L100 153H96L97 154V157H95L96 158V160H94V161H96L95 163L97 164L96 166H98L99 168H100V170H102V172L104 171V173L106 172V173H108V174H105V175H112L113 176V179H116L117 181H120V182H122V183H130V184H134L135 186H138L139 188L141 187V186H143V185H146L145 187H147V186H149V185H154V186H160L159 188H161L162 186H163V188H165L166 189V187L167 188H169V189H171V187H173V188H175L176 190H179V193H178V191L177 192H174V193H178L179 195H182V200H183V203L181 204L180 203V205H178V204H176V206L177 207H174V211L175 212H180L182 209H183V207H188V206H191L192 207V204L194 203V201H195V198L196 197H198V193L200 192V190L198 189V188H194V189H191V190H184V189H180L179 187H180V184H182V183H180V181H179V185H177V183H175V178H173V177H168V178H166V179H164V181L163 182H161L160 180H158V179H156L158 176H159V174L157 175V177L156 176H153V177H151V174H153L154 172H157L158 170H160V169H158V168H160V167H165V165L164 166H159L158 168H157V170H154V172L152 173L151 171H148L150 168L148 167V166H150V165H153V163L151 164V163H149V160H148V166L147 165H142V164H140V163H138V165L140 164V165H142V167L143 166H147V167H143L144 168V170H147V172L149 173V174H147L143 169H141L140 167H138V165H136L134 162H138V161H134V159H133V161L132 160H123L121 157H123V154H121L120 155V149H119V147L118 146H120V145H117V144H119V143H117L116 144V142L115 141H113V140H110ZM117 141V140H116ZM135 141V140H134ZM205 141V140H204ZM207 141V140H206ZM215 141V140H214ZM216 141H218L217 139H216ZM227 141V140H226ZM55 142H56V140L54 139L51 143H47L46 145L48 146V147H51V149H52V151H54L53 150V148H56V152H58L57 151V148L59 147V145L57 144V142H56V145H55ZM209 142V141H208ZM208 142H205L206 144H208ZM211 142H213V141H211ZM106 143V142H105ZM108 143V142H107ZM151 143V142H150ZM157 143V142H156ZM155 143V144H156ZM182 142H180V144H181ZM204 143V142H203ZM214 143H216V142H214ZM217 143H219V141L217 142ZM220 143H221V141H220ZM223 144H225L226 142H222ZM71 144V143H70ZM69 144V145H70ZM160 144V143H159ZM161 144V145H162ZM183 144V143H182ZM184 144V145H185ZM213 144V143H212ZM211 143L209 144L210 145V147L209 148H211V145H212ZM222 144V145H223ZM58 145V147H55V146H57ZM99 145V144H98ZM96 145L97 147H96V149L97 150H95V151H99V146H103L104 144H102V145ZM106 145V147L105 148H107L108 146V144H105ZM104 145V146H105ZM139 145H140V143H139ZM219 145V144H218ZM217 144L215 145V147L216 146H218ZM74 146V145H73ZM103 146V147H104ZM154 146V145H153ZM160 146V145H159ZM179 146V145H178ZM214 146V145H213ZM223 146H225V145H223ZM222 146V147H223ZM46 147V146H45ZM47 147V149H49ZM67 147V146H66ZM103 147H101V149L103 148ZM155 147V146H154ZM158 147V146H157ZM166 147V146H165ZM165 147H163V145H162V148L161 149H163L164 148V150L166 149V148H168L169 146H167L166 148ZM180 147V146H179ZM182 147H183V145H182ZM181 147V148H182ZM185 147V146H184ZM183 147V148H184ZM207 147H208V145H207ZM215 147H214V151H217V149H219V147L217 148V149H215ZM220 147H221V144H220ZM221 147V148H222ZM227 147H228V144H227ZM73 148V147H72ZM105 148H103L104 150H106ZM151 148H152V146H151ZM170 148V149H171ZM226 148V147H225ZM229 148V147H228ZM228 148H226L224 151H227L228 152ZM70 148H68L66 151H67V153L70 151L69 150ZM74 149V151H75V154L77 153L76 151L78 150H76V148H73ZM109 149V148H108ZM107 149V150H108ZM143 149V148H142ZM158 150L157 151H159L160 149L159 148H157ZM169 149V150H170ZM177 149V148H176ZM229 149H233V148H229ZM69 150V151H68ZM153 150H156V148L155 149H153ZM169 150H167V151H169ZM183 150V149H182ZM92 151H94V150H92ZM95 151H94V155H96L95 154ZM101 151V150H100ZM103 151V150H102ZM101 151V152H102ZM124 151V150H123ZM123 151H122V149H121V152L123 153ZM141 151V150H140ZM143 151V150H142ZM152 151V150H151ZM163 151V150H162ZM166 151V152H167ZM177 151V150H176ZM179 151H180V149H179ZM185 151V150H184ZM219 151H220V153H221V150L219 149ZM223 151V150H222ZM234 151V150H233ZM55 152V153H56ZM71 152V151H70ZM70 152H69V155L71 156V154H70ZM148 152V151H147ZM155 152V151H154ZM160 152V151H159ZM227 152H225V153H227ZM229 152H232V151H229ZM54 153V152H53ZM54 153V154H55ZM66 153V154H67ZM81 153V152H80ZM104 153V152H103ZM151 154H152V152H150ZM164 153V152H163ZM170 153H171V150H170ZM178 153V152H177ZM216 153V152H215ZM235 153V152H234ZM54 154H52V155H54ZM58 153H56L54 156H53V158L54 159H57L58 158V162H59V156L61 155H57ZM77 154H79V151H78V153ZM76 154V155H77ZM82 154V153H81ZM149 154V153H148ZM147 154V155H148ZM167 154H169V153H166V155ZM175 154H176V152H175ZM180 154V153H179ZM183 154V153H182ZM185 154V153H184ZM183 154V155H184ZM187 154V153H186ZM222 154V153H221ZM233 154V153H232ZM232 154L230 155V153H229V156H227L228 158L229 157H231L232 156ZM58 157H57V156ZM72 155L73 156H75L74 154H73V152H72ZM80 155V154H79ZM169 155H172V154H169ZM226 155V154H225ZM224 154H222V156H225ZM237 155V154H236ZM55 156L57 157V158H55ZM68 156V155H67ZM69 156V157H70ZM87 156H88V154H87ZM91 156V159L92 158H94V156H93V154L92 155H90ZM93 156V157H92ZM146 155H144V158H146L145 157ZM178 156V155H177ZM186 156H188V155H186ZM218 156V155H217ZM219 156H221V155H219ZM235 156V155H234ZM233 156V157H234ZM61 157H62V155H61ZM72 157V156H71ZM76 157V156H75ZM74 157V158H75ZM78 158H79V156H77ZM141 157L143 158V156L141 155ZM151 157H153V156H151ZM159 158H160V156H158ZM158 157H155V158H158ZM172 157V156H171ZM182 157V156H181ZM184 157V156H183ZM73 158V157H72ZM71 158V159H72ZM77 158V159H78ZM94 158V159H95ZM141 158V159H142ZM190 158H191V156H190ZM189 158V159H190ZM195 158H194V160H195ZM220 157H218L217 159H219ZM224 158V157H223ZM228 158H227V162L229 161L228 160ZM238 157L236 156V159H237ZM61 159V158H60ZM76 159V158H75ZM74 159V160H75ZM76 159V160H77ZM79 159H81V158H79ZM148 159V158H147ZM146 159V160H147ZM150 160L152 159V158H149ZM161 159V158H160ZM170 159V158H169ZM188 158H186V160H187ZM231 159L232 158H230V161H231ZM234 159H235V157H234ZM234 159L232 160V161H234ZM239 159H241V158H238V161L237 160H235L234 162H239ZM61 160H63L64 161V159H61ZM60 160V161H61ZM110 160V159H109ZM140 160V159H139ZM155 160V159H154ZM157 160V159H156ZM167 160V159H166ZM178 160V159H177ZM220 160V159H219ZM222 160V159H221ZM224 160H225V158H224ZM222 161V162H225V161ZM141 161V160H140ZM142 163L144 164L145 162H144V159H142ZM160 161V160H159ZM170 161H172L173 162V160H170ZM192 161V160H191ZM228 162V165H230L231 163H233L232 161L231 162ZM241 161V160H240ZM156 162V161H155ZM182 162H184L183 160H182ZM181 162V163H182ZM196 162V161H195ZM202 162V163H201ZM217 164H219V161L217 160ZM63 163V162H62ZM168 163H171V162H167V164ZM187 163V162H186ZM196 163V164H197ZM226 163V162H225ZM230 163V164H229ZM64 164V163H63ZM146 164V163H145ZM150 164V165H149ZM173 164H175L174 162H173ZM172 164V165H173ZM184 164H185V162H184ZM223 164V163H222ZM221 163H220V165H222ZM235 165H236V163H234ZM247 164V162L245 163V166H249V165H246ZM60 165H61V162H60ZM139 165V166H140ZM155 165H156V163H155ZM155 165H153V166H155ZM157 165H158V163H157ZM169 165V167L171 166V164H168ZM179 165V164H178ZM178 165H176V166H178ZM183 165V164H182ZM182 165H179V166H181V167H183ZM186 165V164H185ZM194 165V164H193ZM192 165V166H193ZM219 165V166H220ZM226 165V164H225ZM225 165L224 166H222V167H225ZM232 165L233 164H231L230 165V167L232 168ZM241 165H242V163H241ZM191 166V167H192ZM200 165H198V167H199ZM207 166V165H206ZM206 166L204 165V168H203V166L201 167L200 166V168H203V169H201L202 171H204L205 170V168H206ZM218 166V165H217ZM219 166H218V168H219ZM239 166H240V163H239ZM254 166V165H253ZM189 167V166H188ZM208 167V166H207ZM216 167V166H215ZM230 167L228 166V168L230 169ZM238 167V166H237ZM251 168H253L252 166H250ZM145 168H147V169H145ZM149 168V169H148ZM170 168H172V167H170ZM178 169L180 168V167H177ZM195 168L196 169H198V173H199V169L200 168H197L196 166H195ZM195 168H193V169H195ZM209 168V167H208ZM208 168H207V170H208ZM214 168V167H213ZM217 167H216V169H218ZM227 168V166L225 167V169ZM235 168V167H234ZM234 168H233V171H235L234 170ZM239 168H241V167H239ZM238 168V169H239ZM249 168V167H248ZM250 168V169H251ZM260 168V167H259ZM258 168V169H259ZM165 169V168H164ZM164 169H162L161 171H163ZM167 169H169L168 167H167ZM181 169V168H180ZM183 169V168H182ZM210 170L212 169V168H209ZM220 169V168H219ZM224 168H223V170H225ZM236 169V168H235ZM241 169H243V168H241ZM171 170V169H170ZM175 170V169H174ZM206 170V171H207ZM210 170H209V172H210ZM262 170V169H261ZM167 171V170H166ZM169 171V170H168ZM168 171L166 172V175H167V173H168ZM187 171V170H186ZM188 171H190V169L188 170ZM187 171V172H188ZM193 171V170H192ZM202 171H200V172H202ZM206 171H204V172H206ZM211 171H213V173H214V170H211ZM218 171H220V170H218ZM226 171H228L227 169H226ZM231 171V170H230ZM239 171V170H238ZM237 171V172H238ZM243 171V170H242ZM247 172V170L245 169L244 170V172ZM101 172V171H100ZM101 172V173H102ZM150 172H151V174H150ZM160 172V171H159ZM172 172H174V171H171V173ZM176 172V171H175ZM179 173H180V171H178ZM181 172H182V170H181ZM186 172V173H187ZM191 172V171H190ZM208 172V171H207ZM216 172H217V170H216ZM236 172V171H235ZM240 172V171H239ZM245 172V174H243V177H242V174H241V172H240V177H242L243 179H244V175H245V177H246V179H247V174L249 173V172H247L246 173ZM252 172V171H251ZM158 173V172H157ZM161 173V172H160ZM163 174L165 173V170H164V172H162ZM184 173V172H183ZM193 173H197V172H192V174ZM228 173V175H229V173L230 172H227ZM227 173H225L226 175H227ZM163 174H161L164 178L166 177V176H164ZM182 174V173H181ZM188 174V173H187ZM202 174V173H201ZM212 174V173H211ZM216 174L217 173H215V175L213 174V178H214V176H216ZM220 174V173H219ZM223 174V173H222ZM222 174H220L221 176H222ZM225 174H223V176H222V178L225 176ZM250 174V173H249ZM248 174V175H249ZM150 175V176H149ZM154 175V174H153ZM160 175V176H161ZM168 175H169V173H168ZM176 175V174H175ZM180 175V174H179ZM186 175V174H185ZM189 175H190V173H189ZM210 175V174H209ZM208 175V176H209ZM227 175V176H228ZM230 175H232V171H231V174ZM230 175H229V177H230ZM102 176L103 177H105L104 175H103V173H102ZM178 176V175H177ZM183 176H184V174H183ZM199 176V175H198ZM203 176V175H202ZM205 176H206V173H205ZM217 176H219V175H217ZM227 176H225V179H226V177ZM238 176V174H236V177ZM190 177V179H191V176H189ZM188 177V178H189ZM210 177V176H209ZM235 177V178H236ZM239 177V178H240ZM110 178H112V177H110ZM109 178V179H110ZM159 179L160 178H162V177H158ZM185 178V177H184ZM195 178V177H194ZM193 178V179H194ZM199 178H201L200 176H199ZM203 178V177H202ZM201 178V179H202ZM205 178V177H204ZM211 178V177H210ZM213 178H211L212 180H213ZM219 179L221 178V177H218ZM231 178L234 180V178H233V176H231ZM249 178V177H248ZM177 179V178H176ZM181 179V178H180ZM186 179H187V176H186ZM196 179V178H195ZM200 179V180H201ZM205 179H208V178H205ZM215 179H217L216 177L214 178V180ZM224 179V178H223ZM222 179V180H223ZM229 179V178H228ZM243 179H241V180H243ZM246 179H244V180H246ZM106 180V179H105ZM104 180V181H105ZM115 180V181H116ZM187 180H189V179H187ZM186 180V182H188ZM221 180V179H220ZM236 180H237V178H236ZM108 181V180H107ZM110 181V180H109ZM117 181H116V183H117ZM177 181V180H176ZM182 181V180H181ZM191 181H192V179H191ZM190 181V182H191ZM194 181V180H193ZM201 181H203V180H201ZM205 181V180H204ZM217 181V180H216ZM224 181V180H223ZM222 181V182H223ZM226 181H227V179H226ZM249 181H250V179H249ZM113 182H114V180L112 181V184H113ZM183 182V181H182ZM185 182V180H184V183H186ZM214 182V181H213ZM213 182H211V183H213ZM227 182H229V180L227 181ZM233 182V181H232ZM237 182H239V181H237ZM241 182V181H240ZM239 182V184H241ZM106 183V182H105ZM109 183H111V182H109ZM109 183H108V185H109ZM116 183H114L115 185H116ZM122 183H120L119 185L121 186V184ZM160 183H162V185H160ZM183 183V184H184ZM194 183V182H193ZM202 183V182H201ZM209 183V182H208ZM208 183H207V185H208ZM226 183V182H225ZM230 183V182H229ZM250 183H251V181H250ZM156 184V185H155ZM182 184V185H183ZM191 184H192V182H191ZM233 184V183H232ZM244 184V186H246V184H247V182H245V183H243ZM252 184V183H251ZM118 185V184H117ZM133 185V186H134ZM190 185V184H189ZM193 185V184H192ZM199 185V184H198ZM219 185H221L220 183H219ZM226 185V184H225ZM242 185V184H241ZM166 186V187H165ZM175 186V187H174ZM191 186V185H190ZM195 186H197V185H195ZM194 186V187H195ZM218 186V185H217ZM243 186V185H242ZM248 186V185H247ZM246 186V187H247ZM254 186V185H253ZM110 187H111V184H110ZM119 186H117V188H118ZM123 187V186H122ZM137 187V188H138ZM153 187V186H152ZM151 187V188H152ZM188 187V186H187ZM213 187V186H212ZM249 187V186H248ZM120 188V187H119ZM134 188V187H133ZM136 188V189H137ZM143 188H144V186H143ZM144 189L145 191V193H150L149 195L148 194H145V195H148V196H150L151 195V192L154 190V189ZM156 188H158V187H156ZM158 188V189H159ZM182 188H184V187H182ZM186 188V187H185ZM189 188V187H188ZM203 188V187H202ZM241 188V187H240ZM245 188V187H244ZM157 189V190H158ZM162 189V188H161ZM164 189V190H165ZM207 189V188H206ZM212 189V188H211ZM248 189V188H247ZM252 189H254V188H252ZM202 190V189H201ZM249 190V189H248ZM250 190H251V188H250ZM141 191H143V190H141ZM162 191V190H161ZM173 191H175V190H173L172 189V191L170 190V192L169 193H173ZM199 191V192H198ZM204 191V190H203ZM206 191V190H205ZM214 191V190H213ZM138 192V191H137ZM167 191H165V193H166ZM244 192H245V190H244ZM257 192V191H256ZM262 192V191H261ZM143 193V192H142ZM161 193V192H160ZM162 193H163V191H162ZM162 193H161V196H162ZM243 193V192H242ZM141 194H140V191H139V196H140ZM156 195V194H155ZM167 195H169V194H167ZM177 195V194H176ZM148 196H146L147 198H149ZM158 196V195H157ZM166 196V195H165ZM173 196V195H172ZM141 197V196H140ZM156 197V196H155ZM169 197V196H168ZM171 197V196H170ZM174 197V196H173ZM172 197V198H173ZM176 197V196H175ZM206 197H207V195H206ZM142 198V197H141ZM143 198H145V196L143 197ZM142 198V199H143ZM161 198V197H160ZM163 198H165V197H163ZM245 198V197H244ZM174 199V198H173ZM198 199V198H197ZM200 199V198H199ZM152 200V199H151ZM154 200V199H153ZM166 200V199H165ZM164 200V201H165ZM179 200V199H178ZM180 200H181V198H180ZM144 201H145V199H144ZM249 201H250V199H249ZM155 202H156V200H155ZM151 204H153V202H150ZM248 203H250V202H248ZM150 204V205H151ZM158 204V203H157ZM167 204V203H166ZM252 204V203H251ZM250 204V205H251ZM149 205V206H150ZM162 205H163V203H162ZM152 206H156V204H153ZM167 206V205H166ZM169 206V205H168ZM157 207H160L159 205H157ZM172 207V206H171ZM170 207V208H171ZM153 208V207H152ZM156 208V207H155ZM173 208V207H172ZM171 208V209H172ZM169 208H166V207H160V208H158V209H150L149 211H150V214H152V215H154V216H156L157 217V215H161V217L163 218V216L165 217V216H167V214L169 213L168 211L170 210H168ZM189 210H191V208L189 209ZM194 210V209H193ZM171 211V210H170ZM198 211V210H197ZM200 211V210H199ZM168 212V213H167ZM193 212H196V211H193ZM184 213V212H183ZM186 213H188V212H186ZM174 214V213H173ZM177 214V213H176ZM180 215V214H179ZM179 215H177V217L179 216ZM182 215V214H181ZM180 215V216H181ZM189 215V214H188ZM184 216V215H183ZM187 215H185V217H186ZM200 216H202V214L200 215ZM210 216V215H209ZM158 217H160V216H158ZM157 217V218H158ZM168 217L170 218V216L168 215ZM185 217H183V218H185ZM197 217V216H196ZM211 217V216H210ZM215 217H217V216H215ZM252 217V216H251ZM263 217V216H262ZM167 217H165L164 218V220L166 219ZM182 218V219H183ZM207 218V217H206ZM213 218V217H212ZM160 219V218H159ZM172 219H174V218H172ZM195 219V218H194ZM193 219V220H194ZM218 219V218H217ZM261 219V218H260ZM264 219V218H263ZM161 220V219H160ZM176 220V219H175ZM189 220V219H188ZM187 220V221H188ZM190 220H191V218H190ZM189 220V221H190ZM214 220V219H213ZM212 220V221H213ZM221 220V219H220ZM186 221V220H185ZM186 221V223H189V222H187ZM198 221V220H197ZM261 221H263L262 219H261ZM260 221V222H261ZM207 222V221H206ZM215 222V221H214ZM252 222V221H251ZM174 223V222H173ZM210 223V222H209ZM218 223H220L221 224V221L220 222H218ZM217 222H216V225H215V223H214V225L213 226H211L212 228H209V227H207L206 228V226L207 225H205L204 227L206 228H204V230L202 231L203 233H204V235L203 236H207V240L209 239V242L207 243L206 241H203V242H206L207 243V248L205 249V251L207 252V255H205L206 253H205V251L203 252V254H199V256L201 255V257L206 261V263L207 264H244V263H246L247 261H248V259H251V257L249 256V254L248 253H251V252H248V251H251L253 248H250V250H248V251H245L244 249H242V250H244V252H248V253H242V254H235L233 251H232V248L234 247H232V244H239V245H241L243 248L245 247L244 246V242L241 240V239H239V237H234V242L232 243V244H227V241L226 240H224V239H221V237H222V235L226 232L225 231V229H223V227H220V225L218 224ZM263 224H261V226H259V225H257L256 223L255 224H250L249 225V227L244 231L245 232V234L247 235H251V238H252V240H253V242H254V246L256 245V246H259V247H264V222H262ZM176 224V223H175ZM178 224V223H177ZM201 224V223H200ZM208 224V223H207ZM217 224L219 225V226H217ZM260 224V223H259ZM197 225V224H196ZM202 225V224H201ZM199 226V225H198ZM183 229H185L187 232V234L188 233H190L193 229H191V226H189L188 224H187V226H185V227H183V226H181ZM194 227V226H193ZM196 227V226H195ZM200 227V226H199ZM181 228V229H182ZM201 228V227H200ZM199 228V229H200ZM203 228V227H202ZM201 228V229H202ZM200 229V230H201ZM198 231V230H197ZM176 234V233H175ZM184 235V234H183ZM236 235V234H235ZM249 236H247V237H249ZM184 237V236H183ZM175 238V237H174ZM188 238V237H187ZM168 239V238H167ZM170 239V238H169ZM179 239V238H178ZM183 239V238H182ZM173 240V239H172ZM175 240V239H174ZM176 241H178V240H176ZM180 241V240H179ZM184 241V240H183ZM251 241V240H250ZM195 242V241H194ZM198 242V241H197ZM202 242V243H203ZM188 244H189V242H187ZM183 244H184V242H183ZM197 244V243H196ZM195 243H194V245H196ZM199 244V243H198ZM197 244V245H198ZM196 245V246H197ZM203 246L204 245V243H203V245L202 244H199L198 246ZM174 246H175V244H174ZM173 246V247H174ZM196 246H193V248H195ZM205 245L203 246L204 248L206 247ZM232 247V248H231ZM236 247V246H235ZM188 248H190V245H189V247ZM187 248V249H188ZM201 248V247H200ZM199 248V250H203V249H200ZM241 248V247H240ZM184 249V248H183ZM186 249V248H185ZM190 249H192V248H190ZM180 250V249H179ZM193 250V249H192ZM195 250H198L197 248H195ZM236 250H238V248H236L235 249V251ZM240 250V249H239ZM247 250V249H246ZM194 251V250H193ZM209 251H212V252H210L209 253ZM151 252V258H153L152 259V261L153 262H155V263H153V264H163V257H162V255L160 254L161 252H156V250H151L150 251ZM200 252V251H199ZM217 252H220V254H218ZM252 252H258V251H256V250H254V251H252ZM196 253H198V251L196 252ZM196 253H194V254H196ZM201 253V252H200ZM205 253V254H204ZM259 253V252H258ZM165 254V253H164ZM166 255V254H165ZM175 255H176V253H175ZM253 255V254H252ZM254 255H255V253H254ZM258 255V254H257ZM260 255H261V253H260ZM261 257H264V254L263 255H261ZM180 258V257H179ZM257 258H258V256H257ZM176 259H177V256H176ZM181 259V258H180ZM253 259V258H252ZM182 260V259H181ZM166 262V261H165ZM254 262V261H253ZM248 263V262H247ZM166 264H167V262H166ZM170 264H176V263H170ZM248 264H250V263H248Z\"/></svg>",
  "mask_w": 264,
  "mask_h": 264
}]
</instances>
